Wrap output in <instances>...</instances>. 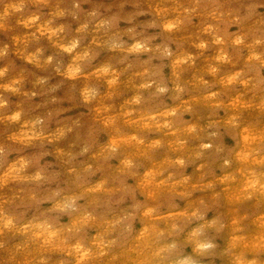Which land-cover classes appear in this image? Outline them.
<instances>
[{
    "label": "clouds",
    "instance_id": "obj_1",
    "mask_svg": "<svg viewBox=\"0 0 264 264\" xmlns=\"http://www.w3.org/2000/svg\"><path fill=\"white\" fill-rule=\"evenodd\" d=\"M0 264H264V0H0Z\"/></svg>",
    "mask_w": 264,
    "mask_h": 264
}]
</instances>
